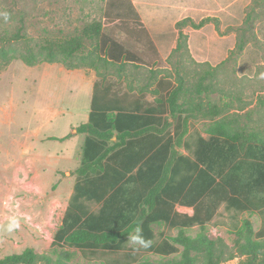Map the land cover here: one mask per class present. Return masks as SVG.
<instances>
[{
    "label": "trees",
    "instance_id": "obj_1",
    "mask_svg": "<svg viewBox=\"0 0 264 264\" xmlns=\"http://www.w3.org/2000/svg\"><path fill=\"white\" fill-rule=\"evenodd\" d=\"M110 4L120 18V1L110 0ZM210 20L204 17L196 22L184 17L176 21L175 50L182 47V40L188 49L184 27L199 29ZM101 30V22L95 21L77 35L44 39L25 52L15 39H3L0 61L105 68L121 61L126 52L108 38L85 49V41L98 37ZM243 47L239 38L235 48L242 51ZM216 67L199 73L190 86L179 72L174 82L158 79L150 91L152 101L144 100L142 90L117 92L112 83L96 80L87 121L75 128L83 136L80 160L72 173V193L53 235L51 253L25 248L3 256L0 264H70L67 248L78 250L85 258L106 256V264H221L236 256L241 257L238 264H264V132L240 125L209 95L213 84L206 80L214 76ZM198 119L208 121L207 137L198 138L190 159L179 149L190 123ZM223 203L258 213L261 228L254 231L252 222L244 219L233 246L221 237H208L206 225ZM90 204L99 205L96 212L90 210ZM176 206L191 207L193 212H179ZM163 223L177 233L155 243L153 225ZM195 225L199 232L187 234ZM137 227L158 260L138 262L134 253L121 251L123 241ZM177 253L178 258L167 259Z\"/></svg>",
    "mask_w": 264,
    "mask_h": 264
},
{
    "label": "rangeland",
    "instance_id": "obj_2",
    "mask_svg": "<svg viewBox=\"0 0 264 264\" xmlns=\"http://www.w3.org/2000/svg\"><path fill=\"white\" fill-rule=\"evenodd\" d=\"M119 1L120 18L110 0H0V42L15 39L17 47L25 52L36 42L77 35L85 25L101 22L100 35L85 41V49L108 38L119 43L126 55L105 68L79 67L94 73L96 80L112 83L117 92L129 89L136 94L142 90L151 100L149 92L158 79L174 82L179 72L190 86L199 73L217 66L214 76L206 80L213 84L209 95L240 125L264 132V0H201L209 13L215 11L217 16L205 24L203 47L199 37L193 38L194 51L188 47V34V49L182 40V47L175 50L178 31L174 22L184 17L182 12L174 14L166 30L151 38L135 9L127 0ZM173 1L175 5L199 0ZM247 14L249 20L245 21ZM192 29L187 26L182 31ZM16 34L18 37L13 38ZM239 38L242 51L235 48ZM68 69L61 62L29 65L21 59L0 61V258L25 248L50 254L53 248L51 242L72 192V173L79 164L83 142V136L72 135L74 127L66 124L84 119L91 98V88L81 86L79 78L72 79ZM207 124L203 119L190 123L179 149L183 155L193 159L198 138L207 137ZM62 134L77 138L60 142L52 137ZM89 207L96 212L99 205ZM246 218L254 231L261 228L258 213L249 214L223 203L207 223L206 234L221 237L233 246L236 230ZM153 229L155 243L177 233L164 223L153 225ZM186 232L194 236L199 228L195 225ZM67 249L70 264H106L104 259L108 258H85L78 250ZM121 251L134 253L138 262L160 258L128 237ZM178 257L177 253L167 259ZM240 259L236 256L221 264H238Z\"/></svg>",
    "mask_w": 264,
    "mask_h": 264
},
{
    "label": "crops",
    "instance_id": "obj_3",
    "mask_svg": "<svg viewBox=\"0 0 264 264\" xmlns=\"http://www.w3.org/2000/svg\"><path fill=\"white\" fill-rule=\"evenodd\" d=\"M250 1V0H249ZM173 0H131V3L139 17V21L142 24V27L145 28L147 31V34L153 38L162 33V31L166 30L167 24L171 22L172 17L174 14H178L180 12L183 13L182 16L184 17H190L194 21L198 22L200 19L204 17H213L217 16V13L213 11V13H209V10L204 7V5L201 3V0L198 2H179L175 3L178 5H174ZM248 2V0H247ZM183 17V18H184ZM175 23V22H174ZM171 24V23H170ZM207 25L202 26L199 29H192L191 31H187L186 34H188V47L191 51H194V48L192 46L193 38L199 37V42L202 44V47L204 46L205 40L203 39L204 31ZM209 41H207V44ZM67 72L71 75L72 79H80L81 86H89L91 88V94H92V88L94 86V82L96 80V75L94 73H91L90 71H86L81 68L76 69H68ZM152 90V89H151ZM150 93V92H149ZM152 94V93H151ZM144 100L146 101H152L154 98V95L152 94V99H147L144 92H143ZM88 113L85 115L84 119L81 120L79 123H71L68 122L66 125L69 126L70 129L74 127L73 130H75V133L72 132V135L76 134V127L87 121ZM72 130V131H73ZM70 135V134H69ZM53 139H58V141H68L71 137L68 136V134H62L61 136H52ZM76 136H74L70 140H76ZM68 156H71V153L68 152ZM72 193V192H71ZM176 209L179 212L187 213L189 215L192 214L193 210L191 207H184V206H176Z\"/></svg>",
    "mask_w": 264,
    "mask_h": 264
},
{
    "label": "clouds",
    "instance_id": "obj_4",
    "mask_svg": "<svg viewBox=\"0 0 264 264\" xmlns=\"http://www.w3.org/2000/svg\"><path fill=\"white\" fill-rule=\"evenodd\" d=\"M128 239L133 243V244H139L143 247H148L150 246V241H146L143 236H142V230L137 227L134 230V234L128 237Z\"/></svg>",
    "mask_w": 264,
    "mask_h": 264
}]
</instances>
